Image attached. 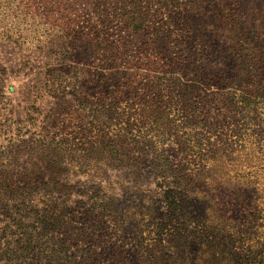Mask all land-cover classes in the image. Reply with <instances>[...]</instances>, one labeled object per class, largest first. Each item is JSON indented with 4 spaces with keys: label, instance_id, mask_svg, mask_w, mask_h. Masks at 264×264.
I'll list each match as a JSON object with an SVG mask.
<instances>
[{
    "label": "rangeland",
    "instance_id": "rangeland-1",
    "mask_svg": "<svg viewBox=\"0 0 264 264\" xmlns=\"http://www.w3.org/2000/svg\"><path fill=\"white\" fill-rule=\"evenodd\" d=\"M1 176L0 264H264L263 0H0Z\"/></svg>",
    "mask_w": 264,
    "mask_h": 264
},
{
    "label": "trees",
    "instance_id": "trees-1",
    "mask_svg": "<svg viewBox=\"0 0 264 264\" xmlns=\"http://www.w3.org/2000/svg\"><path fill=\"white\" fill-rule=\"evenodd\" d=\"M263 15H264V0H263ZM219 151H215V153H218ZM219 154V153H218ZM212 161H217L216 163H213L212 166H210L208 168V170L206 171L207 176L208 177H204V179H208L209 182L212 183L213 186H215L216 184V180H214L215 178L212 177L211 175V171H214L215 168L218 167L217 163H219L220 158H212ZM196 175V174H195ZM199 174H197L198 176ZM0 180L2 182H6L8 180H11V177L7 176H1ZM182 181V180H181ZM189 181H192V179L187 178L185 180H183V182L188 183ZM194 182V180H193ZM193 182L191 184H193ZM11 184H9L10 186ZM2 186V185H1ZM7 186V185H4ZM195 187V193L193 194V196H197V195H201V187ZM3 194H10L9 196L7 195V197H12V192L10 191H0ZM14 192V191H13ZM17 193V192H15ZM19 194V195H18ZM22 193H17L14 196H19L18 198H21ZM201 199V197H200ZM204 199V198H203ZM195 201L199 200V196L195 197L194 199ZM208 204H213L214 203L212 201H208ZM212 217H217V211L215 209L210 210L209 215H205V218L203 219V221L201 222L202 225L200 227H196L194 234L196 237H200V240L198 241V243L196 244V247H192L190 245H188L187 247H185V250L187 251L186 253H182L181 252H176L175 255L167 257L165 255H162V257H158L157 259H154L152 261H148L150 264H161V261H165V263H168L170 261H174L172 264H233V261H231V259L229 258V255L227 253H225L224 249H221L219 240L217 239L216 235H220V233H218V231L220 230L219 226L217 225V221L213 222L212 220L208 221V218ZM207 221V222H206ZM44 224V227H47L45 229V231L49 230V227L51 226L52 228L56 227L59 224V219L58 218H51V222L48 220L42 222ZM29 225L27 223H18L16 224V229H17V238L14 241L10 240H6V243L4 244V246H6V248L4 249V251H6V255H12L17 256L16 252L17 250L23 249L24 246H21V242H22V238L23 237H27V243H29V239L30 237L33 235V233L29 232L28 229ZM21 231V233L19 232ZM3 232H5V229L3 230ZM190 234H186L184 237H182V239L185 238H190ZM176 256V257H175ZM178 256V257H177ZM180 257V258H179ZM166 258V259H165ZM141 259L139 261L136 262V264H149L147 262V260ZM164 264V263H163ZM171 264V263H170ZM263 264V263H262Z\"/></svg>",
    "mask_w": 264,
    "mask_h": 264
}]
</instances>
